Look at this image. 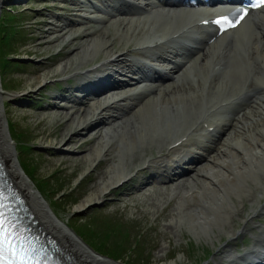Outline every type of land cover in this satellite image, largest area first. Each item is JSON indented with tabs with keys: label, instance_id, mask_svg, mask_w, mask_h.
<instances>
[{
	"label": "bare ground",
	"instance_id": "6f19581e",
	"mask_svg": "<svg viewBox=\"0 0 264 264\" xmlns=\"http://www.w3.org/2000/svg\"><path fill=\"white\" fill-rule=\"evenodd\" d=\"M2 1L0 0V4ZM115 2L127 8L129 6L137 8L135 11L140 15L129 18L127 22L135 20L134 22L138 26L137 20H143L150 25L141 26L143 25L141 23L138 27L128 26L125 31L127 39L136 40L135 45H146L140 49L143 56L133 58L130 66L136 71L142 73L149 71L155 76L157 69L149 62V59L153 56L170 57L173 54L171 55L172 66L163 70V78L173 80L165 84L155 82L153 85L143 87L142 93H145V96H138L133 100L130 97L131 94L127 96L124 94L104 95L88 103L79 100L74 106L61 108H69L70 111L66 110L63 113L62 110H59L57 112L66 119L57 129L60 132L58 136L53 132L55 138L51 144L62 148L66 143L79 141V150L88 151L82 158L85 169L89 170L100 163L97 184L76 205V208L83 209L88 204L102 198L108 188L128 176L129 170L124 159L125 153L132 151L137 144H144V139L149 137L151 141L156 143L157 153H160L157 161L164 163L167 167L171 168L174 164L182 161V163L193 165L199 160H204L206 169L201 174L203 179H200V185L189 182L187 186L183 187L184 191L181 195L193 205L189 214L190 221L193 224L203 222V232L207 237H210V234L213 235L215 230L218 233L225 232L228 235L234 233L233 229L231 232L232 216L241 210L242 201L236 205L230 199L231 196H235L236 199L245 196L253 203L257 202V196L264 194V121L253 123L252 119H244L242 113H236L233 116L237 117L235 120L237 131L223 136L217 147L207 157L194 156L195 152L187 149L182 151L181 156L176 161L169 160L161 154L160 143L169 138L170 140L164 141V145H168L184 135H187L188 140L196 136L203 143H217L219 135L226 134L224 127L229 123L228 114L231 109L229 106H225L212 114L207 115V112L220 102L235 103L236 99H240V95H247L250 103L255 104V106L253 105L255 109L253 112H256L257 116L264 115V103H256L257 95L254 93L257 87H264L262 85L264 84L263 9L257 11V14L252 18L253 23L247 24L250 28L248 31L243 30L244 32L241 33L246 19L231 31L229 38L222 35L210 46H204V40L208 38L205 37L204 32L198 29L181 32L183 28L199 19L200 9H197L198 13L196 9H185L174 2H170L171 4L168 6H160L153 0H147L141 8L136 7L130 0H116ZM52 9H58V6H54ZM37 13L38 15L41 14V12ZM142 14H144L143 17H141ZM37 26H42V23ZM68 26H60L58 31L64 30L65 32ZM36 28L37 33L33 34V41L37 48L52 45L55 42L54 39H46L49 31H43L41 27ZM253 29H255L257 37L251 40L245 54L233 53L232 46L238 44V36L253 33ZM89 34L86 33L81 37ZM244 37L246 36L241 37V39ZM231 39L233 42H230ZM109 41L106 37L87 39V42L80 48V60L78 62L93 59L101 50H105L110 45ZM178 41H182L185 45L183 47L178 46ZM218 43L219 49L217 50L214 46ZM168 48L173 51L169 53ZM179 51L182 52L179 53ZM41 53L39 52V54ZM62 54L64 55V53ZM126 55V52H117V56L114 54L112 56L114 59L107 63V66L120 64ZM52 60L53 58L49 57V62L34 63L29 72L40 73ZM71 62L67 61L63 68H68ZM243 62L249 64L247 70H245ZM220 67H222V76L217 78V68ZM250 71H252V77L249 75ZM100 76L101 79L106 78L105 70ZM100 76L97 75L95 78L100 80ZM182 76L193 80L200 77L199 81L202 85H198V88L195 89H179L174 85V80ZM144 80V76H140L135 82L139 83ZM242 86H244V91H240ZM237 92L242 94H236ZM214 96L216 99H212ZM4 99L5 95L0 88V152L6 161L10 175L23 190L42 224L55 233L63 245L68 248L73 256L74 264H122L100 256L83 244L67 227L66 223L52 212L43 197L34 189L28 177L22 172L14 154V144L9 138L4 116ZM127 99L129 101L126 102L125 108L129 111V116L125 120H123L124 113L122 112L108 117L100 116L104 110ZM17 104L20 107L25 106L23 102ZM248 115L252 116L253 114L248 112ZM130 119L131 124L128 126L125 123ZM202 119L208 121L209 124H214L216 128L214 132L218 135L207 137V134L189 133L190 129ZM105 124H109L107 132L100 133L98 137L95 134L88 139H79L81 132L98 130L100 126ZM67 134L69 136L65 139L64 135ZM89 145L91 146L87 148ZM177 149L182 150L183 148ZM111 151L114 152L115 157L120 153L122 158L114 159L112 155V159ZM192 152L193 154H191ZM50 155L52 158L57 153L51 152ZM144 161L155 162L151 158H145ZM177 177L178 175L175 178ZM252 179L257 184L255 190L249 185ZM252 211L255 212V209L252 208ZM253 239L252 247L241 254L230 249H224L227 245H222L223 249L221 251L218 249V251L219 254L223 255L219 258L225 259V264H238L240 261L251 264L250 261L264 258V230L260 234L254 235Z\"/></svg>",
	"mask_w": 264,
	"mask_h": 264
},
{
	"label": "rangeland",
	"instance_id": "374dc122",
	"mask_svg": "<svg viewBox=\"0 0 264 264\" xmlns=\"http://www.w3.org/2000/svg\"><path fill=\"white\" fill-rule=\"evenodd\" d=\"M65 1L3 0L0 4V14H5L6 9L11 7L15 15L19 16L18 20L23 21L21 27H18L19 33L13 40L14 43L12 45V51L16 57L8 67L9 72L3 74L2 77L0 74V88L5 95L3 101L5 102L4 116L7 131L9 134L8 124H10L16 131L26 134V138L32 144L30 156L34 158L32 164L36 166V177H48L51 180V189L57 188V186L62 188L61 192H55H59L56 195H60V197L55 203H51V210L53 209L52 211L68 227L72 226L76 229V218L89 219L94 213L114 216L116 219L126 222V226L128 225L130 228L132 226L129 244L139 241L138 246L142 243L143 253L140 257L134 256L132 260L133 249H123L121 253L124 254L121 256V260L126 264H225L226 261L219 258V256L223 255L219 254L220 252L218 251V249L220 251L223 249L222 245H227L224 249L240 252L248 249L253 244V237L251 238L250 235H257L259 230L264 229V194L257 196V202L253 203L245 196H241L238 199L233 195L231 196L230 199L234 204L237 205L239 201H242V205L241 210L232 216L231 232L233 229L234 233L230 235L225 232L218 233L214 229V234H210V237H207L203 232V222L193 224L190 221L189 214L193 205L181 195L184 191L183 187L187 186L189 182L200 185L199 181L203 179L201 174L206 169L204 160H199L193 165H183L185 172L182 176L160 183L156 182V179L149 178V171L138 173L131 181L126 182L116 191H111L114 184L111 188H108L102 198L88 204L83 209L76 208V205L97 184L100 174V163L89 170L85 169L82 158L88 151L79 150V141L66 143L62 148L51 144L55 138L53 132L58 136L60 132L57 129L59 126L61 127L62 122L66 119V117H63L62 114L59 115L57 112L62 110L64 113L66 110L70 111V109H61L60 104L66 103V101L60 98H50L42 101L40 97L54 91L57 86L54 81L68 72L84 69L92 62L101 60V58L114 52L127 50L129 55H136L131 49L135 40L127 39L125 31L128 26L138 27L141 23H143L141 26L150 25L143 20H137L138 26H136L135 20L127 22V15H121L118 18L107 17L105 19L86 18L83 15H98L99 12L96 10L89 11L86 5L78 1H75L76 5H67ZM51 6L66 7L67 9H52ZM37 12H41V14L38 15ZM39 23H42V26H37ZM65 24H70L71 26L66 28L67 31L59 32L60 26H65ZM36 27H41L43 31H49L46 39H54L55 42L52 45L37 48L33 41V34L37 33ZM86 33L90 34L82 38L81 36ZM100 33L103 34L99 35ZM91 37H106L110 40V45L105 50H101L93 59L82 60L79 63L80 48ZM39 52L42 53L39 54ZM49 57H52L53 60L40 73L29 72L34 63L49 62ZM126 58H130V56ZM67 61L72 62L65 69L63 65ZM114 68L121 72L124 71L123 68L116 66ZM43 77L44 79H42ZM200 79L198 77V79L193 80L182 76L175 81V84L179 89H195L196 87L198 88V85H202L199 81ZM45 83L46 86H44ZM71 87L74 86L72 85ZM134 88H137V85L115 89L107 93V95L130 93V97L133 100L142 91L140 89L134 90ZM14 91L19 92L21 96L13 95ZM258 96L255 102L264 103V91L263 93L260 91ZM215 97L212 99H216ZM17 100L24 102L25 106H17ZM77 100L79 99L75 101ZM83 101L88 102L86 99ZM128 101L129 99L118 103L116 106H111L104 110L100 116L108 117L122 112L124 113L123 120H125L129 116V111L125 108V104ZM53 103L57 107H51ZM48 105L49 107L47 108ZM74 105L75 102H69L67 106ZM253 105L255 106V104L248 103L247 107L240 112L244 119H252L253 123L264 121V115L257 116L256 112H253L255 110ZM248 112H251L253 117L248 115ZM236 118V116H231L229 125L226 127V134H223L222 137L237 131L235 128ZM125 124L129 126L131 119ZM108 129L109 124H105L100 126L98 130H85L81 132L79 139H88L95 134L98 137L100 133L107 132ZM11 135L13 139L10 134L9 138L14 144V154L18 162L16 148L20 145V136ZM68 136L69 134L64 135V138L67 139ZM221 138L217 143L214 142L209 147H202L200 150L201 156L207 157L213 152ZM144 142V144H137L132 151H128L124 155L130 175L135 173L140 167V162L145 157L155 158L156 143L151 141L149 137H146ZM191 143L197 147L199 146L196 140H192ZM144 148L146 150H143ZM51 152L57 153V155L51 158ZM113 153L111 151V158L112 155L114 159L119 160L122 158L120 153L116 157ZM29 181L34 187V183L30 179ZM249 185L253 190L257 186L253 179L249 182ZM69 187H72L71 193L61 197L62 191ZM54 196L48 192L44 194V199L51 201ZM73 198H76L77 202H72ZM46 199L45 201L49 205ZM27 201L31 206L28 199ZM65 202L67 203L63 205ZM252 208L255 209V212L252 211ZM34 212L36 213L35 210ZM36 216L39 218L37 213ZM138 232H141V237L137 240L135 238ZM122 261L119 262L123 263Z\"/></svg>",
	"mask_w": 264,
	"mask_h": 264
},
{
	"label": "trees",
	"instance_id": "16d2710c",
	"mask_svg": "<svg viewBox=\"0 0 264 264\" xmlns=\"http://www.w3.org/2000/svg\"><path fill=\"white\" fill-rule=\"evenodd\" d=\"M14 18L12 13L7 14L6 25L3 26L5 29L0 35V53L5 56L2 60V64H8L7 56L10 49V40L14 37L15 33L13 31V27L11 25V20ZM8 25V26H7ZM23 138H26V134L21 133ZM24 149L28 148V146L24 145ZM26 151L22 155L21 165L24 171L30 175L35 173L36 166L33 165V157L30 154H26ZM38 182L45 188L46 191L50 190L51 180L47 177L38 179ZM62 188L57 186V188L53 189V193L60 191ZM74 203L75 199L73 198ZM67 202L63 203L66 204ZM79 233L84 235L87 239L91 240V243L99 250H102L103 254L108 253V255H113L115 257H120L124 253H121L123 249L129 248L131 249V244H129L131 229L126 226L122 221L120 222L116 218H111L108 216L98 217L97 215L91 216L88 220L78 223ZM138 246V244H137ZM133 248V245H132ZM143 253L142 243L136 247L133 254L135 257H140ZM134 259V258H133Z\"/></svg>",
	"mask_w": 264,
	"mask_h": 264
},
{
	"label": "snow or ice",
	"instance_id": "6c2138e0",
	"mask_svg": "<svg viewBox=\"0 0 264 264\" xmlns=\"http://www.w3.org/2000/svg\"><path fill=\"white\" fill-rule=\"evenodd\" d=\"M260 4H264V0H260ZM259 6V5H253ZM243 17H241L242 19ZM221 19H227L222 17ZM220 23V21H216ZM3 205L0 204V209ZM11 257V260H7L5 257ZM18 254L15 251V246L12 243V231L10 226L6 223V218L3 211H0V264H25L24 261H18Z\"/></svg>",
	"mask_w": 264,
	"mask_h": 264
}]
</instances>
